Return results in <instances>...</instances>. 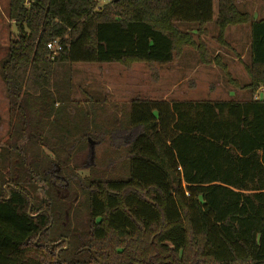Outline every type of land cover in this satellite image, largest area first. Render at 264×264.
<instances>
[{
    "label": "trees",
    "instance_id": "16d2710c",
    "mask_svg": "<svg viewBox=\"0 0 264 264\" xmlns=\"http://www.w3.org/2000/svg\"><path fill=\"white\" fill-rule=\"evenodd\" d=\"M213 4L9 0L7 18L20 34L0 61L10 126L0 147V264H264V101L254 99L264 90V16L255 21L234 0H217L214 20ZM212 23L226 49L227 28H249L245 85L208 56L201 39ZM54 40L61 51L51 60ZM184 48L249 98H135L104 130L99 109H69V77L55 72L72 64L167 65ZM59 103L67 107L57 113ZM88 140L107 145L106 163ZM88 149L84 165L76 154ZM71 161L78 193L66 199L54 170Z\"/></svg>",
    "mask_w": 264,
    "mask_h": 264
},
{
    "label": "rangeland",
    "instance_id": "374dc122",
    "mask_svg": "<svg viewBox=\"0 0 264 264\" xmlns=\"http://www.w3.org/2000/svg\"><path fill=\"white\" fill-rule=\"evenodd\" d=\"M95 1L97 6L102 7L111 0ZM8 2L9 0H0V61L7 53L9 40L20 34L18 28L7 18ZM234 3L238 10L248 13L251 18L253 14H256L259 19L264 16L262 0H234ZM235 28L229 27L225 31L224 40L228 45L227 49L217 43L218 30L213 23L206 26V35L201 40L208 56L219 57L228 72L237 68V73L242 74L240 77L238 74V81L243 85L247 79L245 76L242 77L244 72L239 63L233 60L231 40L235 34L243 35L245 29L244 27ZM180 30L188 33L192 31L190 26L184 25L180 26ZM232 48L235 49L234 46ZM55 72L58 79L69 77L71 103H74L69 109L80 111L81 108L85 112L99 109L100 111L96 114L97 124L104 130L109 127L115 117L117 119L121 117L127 110L129 102L135 98L167 102H216L249 98L248 93L245 95L235 92L217 66L201 64L198 53L192 48H184L167 65L151 66L134 63L126 68L119 64H72L59 66L55 68ZM257 94L254 99L258 98ZM65 107L67 106L64 103H59L54 110L57 113L63 112ZM69 109L68 114L73 115ZM9 129L6 91L0 77V147L5 145ZM93 141L90 140L89 146L94 150V158L106 163L108 158L104 153L109 150L107 145L96 146ZM75 153L77 151H74L73 156ZM76 157L80 163L90 164L89 149L83 154L78 152ZM69 166L71 170L78 169L72 161ZM55 167V169L59 168L57 165ZM88 172L89 170L84 167V170L77 171V176L83 179L88 176ZM68 173L66 168L62 170L63 175L68 176Z\"/></svg>",
    "mask_w": 264,
    "mask_h": 264
},
{
    "label": "crops",
    "instance_id": "0c3cea01",
    "mask_svg": "<svg viewBox=\"0 0 264 264\" xmlns=\"http://www.w3.org/2000/svg\"><path fill=\"white\" fill-rule=\"evenodd\" d=\"M215 6H216V12H215ZM213 11H214L213 19L215 20L216 19V16H217V0H214ZM252 19L255 20V21L261 20V19L257 18V15L256 14H253ZM245 27H244L245 31H244L243 35H240V34L237 35V34H235L234 37H232L233 39L231 40V46L232 47L234 46V48H235V49H233L231 47V53H233L232 55H234L233 56L234 57L233 60L236 63H239V65L241 66L243 72H244L243 66L244 65H247L249 63L248 49H249V43H250L249 28L247 26H245ZM236 28H240V27H236ZM233 70H235L234 73H233ZM233 70L232 71L230 70L229 73H230L231 77L236 82L239 83L237 77H238V74H239V77L242 74L241 73H237V71H236L237 68H235ZM244 76L246 77L247 80L245 81V83L243 85H245L248 82V78H247L245 72L243 73V76L242 77H244ZM234 89H235L234 90L235 92H239L240 94H245L246 95V92L245 91L238 90L236 88H234ZM257 96H258V98L255 99V100L264 101V90L263 89H260L258 91ZM245 100H247V99L246 98H243V99H240V100L237 99L236 101H245Z\"/></svg>",
    "mask_w": 264,
    "mask_h": 264
},
{
    "label": "flooded vegetation",
    "instance_id": "af4514ba",
    "mask_svg": "<svg viewBox=\"0 0 264 264\" xmlns=\"http://www.w3.org/2000/svg\"><path fill=\"white\" fill-rule=\"evenodd\" d=\"M68 172L71 171L70 166L67 168ZM74 169H72L73 171ZM84 170V169H83ZM55 177L58 182L57 189L60 192V196L63 198H69L71 195L78 193V184L74 180H70V174L65 176L62 174V169L58 168L54 170ZM70 199V198H69ZM65 200V199H64Z\"/></svg>",
    "mask_w": 264,
    "mask_h": 264
},
{
    "label": "built area",
    "instance_id": "2783aa9c",
    "mask_svg": "<svg viewBox=\"0 0 264 264\" xmlns=\"http://www.w3.org/2000/svg\"><path fill=\"white\" fill-rule=\"evenodd\" d=\"M47 50L49 51V58L53 60L61 51V41L54 40L53 42L49 43L47 45Z\"/></svg>",
    "mask_w": 264,
    "mask_h": 264
},
{
    "label": "water",
    "instance_id": "95a60500",
    "mask_svg": "<svg viewBox=\"0 0 264 264\" xmlns=\"http://www.w3.org/2000/svg\"><path fill=\"white\" fill-rule=\"evenodd\" d=\"M114 1H116V0H114ZM88 143L91 145V142H90V140H88Z\"/></svg>",
    "mask_w": 264,
    "mask_h": 264
}]
</instances>
